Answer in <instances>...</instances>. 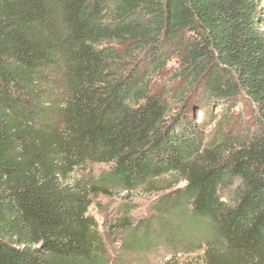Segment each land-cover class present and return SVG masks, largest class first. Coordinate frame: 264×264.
Segmentation results:
<instances>
[{"label": "trees", "instance_id": "16d2710c", "mask_svg": "<svg viewBox=\"0 0 264 264\" xmlns=\"http://www.w3.org/2000/svg\"><path fill=\"white\" fill-rule=\"evenodd\" d=\"M263 25V0H0V264H110L91 193L173 173L206 264H264ZM243 101L221 155L204 128Z\"/></svg>", "mask_w": 264, "mask_h": 264}, {"label": "rangeland", "instance_id": "374dc122", "mask_svg": "<svg viewBox=\"0 0 264 264\" xmlns=\"http://www.w3.org/2000/svg\"><path fill=\"white\" fill-rule=\"evenodd\" d=\"M231 114L233 126L220 131L214 125L204 128L205 142H215L224 156L242 141L239 136H244L243 130L254 131L258 123L257 114L247 102L238 104ZM197 118L200 121L203 115L198 113ZM107 170L104 165L88 164L78 168L74 177L95 184ZM184 185L182 177L173 173L130 192L108 189L107 193H91L88 213L98 224L110 264H206L207 246L200 243L205 234L202 229L193 230L188 210L179 205ZM142 236L152 240L155 247L149 251L131 248Z\"/></svg>", "mask_w": 264, "mask_h": 264}]
</instances>
